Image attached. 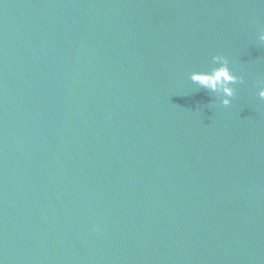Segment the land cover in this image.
Instances as JSON below:
<instances>
[{
  "label": "clouds",
  "instance_id": "9594fccd",
  "mask_svg": "<svg viewBox=\"0 0 264 264\" xmlns=\"http://www.w3.org/2000/svg\"><path fill=\"white\" fill-rule=\"evenodd\" d=\"M216 61H221L219 67L211 70L210 72H197L193 73L192 80L206 88H210L213 91H220L223 93L221 103L225 106L230 104V99L234 93L230 87L235 83L237 77L233 75L227 67L225 58L223 56H215L213 58ZM259 96L264 98V89L259 92Z\"/></svg>",
  "mask_w": 264,
  "mask_h": 264
}]
</instances>
